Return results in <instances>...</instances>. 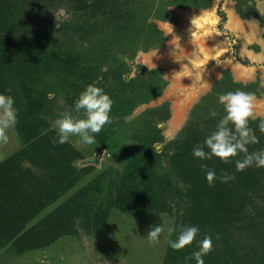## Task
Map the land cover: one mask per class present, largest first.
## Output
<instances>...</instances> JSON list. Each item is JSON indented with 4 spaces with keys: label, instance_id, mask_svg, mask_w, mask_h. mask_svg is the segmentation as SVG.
Wrapping results in <instances>:
<instances>
[{
    "label": "rangeland",
    "instance_id": "1",
    "mask_svg": "<svg viewBox=\"0 0 264 264\" xmlns=\"http://www.w3.org/2000/svg\"><path fill=\"white\" fill-rule=\"evenodd\" d=\"M235 2L211 0L207 7L200 9L172 6L173 20L148 18L147 23L151 25H145L157 31V35L159 32L162 41L145 50L134 43L138 41L134 37L122 36L123 45L108 35L103 42H100L101 35L80 39L62 27L69 18L62 5L49 6L38 15L50 41L44 50L60 51L53 53L64 61L60 58L61 64H51L50 71L36 78L12 83V93L6 96L14 99L18 122L8 130L7 142H0V154L6 153L2 161L25 146L18 123L20 113L32 100H38L41 107L30 119L44 121L47 129L57 131L54 121L61 113L76 114L71 101L80 92L75 87L85 90L88 86V80L79 83L77 78L89 79L93 75L96 78L90 84L113 93L122 80L134 79L135 83L125 89L121 106L114 105L111 110L112 125L106 124L101 130L111 132L107 140L94 134L95 143L87 145L78 136L69 137L68 143L78 153L71 163L77 179L46 203L25 228L41 222L61 204H65L64 212L69 214V220L61 223L60 230L57 228L61 224L57 226V234L45 246L19 252V243L14 240L0 245V264H196L193 253L199 250L200 241L206 235L211 236L213 248L203 257L204 264H264V207L260 205L254 209L251 204L247 209L234 205L231 217L224 215L229 209L223 205L217 209L223 212L218 219L213 216L202 219L190 209L196 195H189L187 186L181 182L168 185L162 195L161 209L157 211L137 213L119 209L107 199L110 184L113 189L125 166L123 159L115 155L117 152L137 147L156 169H167L165 155L174 150L173 142L185 127L200 124L207 134L216 131L220 117L225 115L218 100L221 94L215 96L213 105L200 109L198 106L226 74L235 82L255 83L262 88L252 92L256 107L254 117L248 121L258 142L246 147L249 145L251 151L253 146H264V132L259 128L264 122V0L246 1L244 4H253L256 11L255 16L246 17L237 13ZM242 7L244 13L249 11L245 5ZM63 51L70 54V59ZM73 70L84 78L72 79ZM138 74L141 77L137 78ZM213 111L215 116L211 115ZM150 122L156 134L148 131ZM152 136L159 141L151 143L156 153L150 156L145 145ZM22 167H29L41 177L45 173L26 158L22 160ZM86 186L89 189L75 198ZM89 204L93 208L103 206L97 211L99 215L72 220L77 206ZM200 207L204 214L206 210L216 209L205 198ZM102 209L107 210L102 213ZM82 213L80 208L79 214ZM158 224L164 230L157 240H150L148 230ZM189 226L199 229L192 244L179 251L172 249L169 241H175L180 230Z\"/></svg>",
    "mask_w": 264,
    "mask_h": 264
},
{
    "label": "trees",
    "instance_id": "2",
    "mask_svg": "<svg viewBox=\"0 0 264 264\" xmlns=\"http://www.w3.org/2000/svg\"><path fill=\"white\" fill-rule=\"evenodd\" d=\"M246 1L248 0H236L237 13L241 17L255 16L253 4H244ZM210 2L211 0H0V94H11L12 83L36 78L45 71H50L51 64L57 66L58 63L61 64L60 60L64 61L62 57L60 59L53 53L60 51L44 50L50 41H47L49 38L47 30L39 21L38 15L49 6L57 4L64 7L69 18L61 25L80 39L101 35L103 38H100V42H103L105 35H108L116 40L115 42L123 45L122 36L134 37L138 39L134 43L145 50L159 45L162 41L159 32L157 35V31L145 25L150 24L147 23L148 18L171 21L173 20L170 9L172 6L200 9L207 7ZM242 5H245L249 11L244 13ZM63 52V55H67L70 59V54L67 51ZM77 76H80V73L73 70L70 77L74 79ZM91 76L89 79L77 78V80L79 83L88 80L89 83H85L90 85L91 80L96 78ZM139 77L141 75L138 74L137 78ZM80 78L84 77L80 76ZM133 83H135L134 79L122 80L118 83L115 93L104 90V93L113 101L111 110L114 105L121 106L122 101L125 100V89ZM75 88L80 93L84 91L81 86ZM236 90L255 93L262 88L255 83L235 82L229 74H226L213 85L212 93L200 101L198 109L213 105L215 96ZM78 96L76 95L75 99L72 98L71 103L74 108ZM40 107L38 100H32L30 105L20 113L18 129L25 146L0 162V245H6L14 240L19 243L17 247L19 252L45 246L55 237L56 231L60 230L61 223L69 220V214L64 212L65 204H61L41 222L28 229L25 228L46 203H50L58 193L70 188L77 179V174L71 166L78 157L74 147L68 142L59 143L58 132L47 129V123L44 121L30 119V116ZM161 109L162 107L159 113ZM111 113L109 125H112L114 121ZM81 115L83 116V110ZM151 122L148 123V131L156 134L155 126L151 125ZM231 128L234 126L231 125ZM98 134L103 140L111 136L109 131ZM209 135L200 127V124L185 127L180 137L173 142L174 150L165 155L167 169L165 167L156 169L155 165L150 164V159L144 158L139 153L137 147L131 151L117 152L115 155L123 159L125 166L119 179L114 182L113 189L110 184L108 201L112 202L115 208L137 213L157 211L161 209L162 195L169 188L168 185L181 182L187 186L189 195H196L190 209L194 216L199 215V218L213 216V219H218L223 212L217 209L223 205L229 209L228 213L224 214L228 217L232 216L234 205L246 209L250 204L253 209L257 205L264 207V168H259L253 163L244 171H237L235 166L237 160H243L246 154L264 150V146L262 144L260 148L253 146L249 151V144L247 153L239 152L237 156L230 157L227 161L215 156L201 160L193 155V149L204 146L205 151H210L204 145ZM155 141H159V138L152 136L145 145L151 153L150 156L156 153L151 148V143ZM149 153L145 155L149 156ZM25 158L36 164L40 170L45 171L43 177L38 176L29 167H22V160ZM202 164L206 167L202 168ZM169 169L171 172L168 171ZM208 170H214L216 173L211 184L206 179ZM225 174L234 178L224 182ZM89 187L86 186L77 192L75 198ZM202 198H205L211 208L216 207V209L206 210L204 214L200 207ZM102 205L99 204L95 208L90 204L85 207L77 206L76 212L72 214V220L92 219V216L95 218ZM80 208L83 211L82 214H79ZM106 210L102 209V213ZM59 224L61 225L57 228Z\"/></svg>",
    "mask_w": 264,
    "mask_h": 264
},
{
    "label": "clouds",
    "instance_id": "3",
    "mask_svg": "<svg viewBox=\"0 0 264 264\" xmlns=\"http://www.w3.org/2000/svg\"><path fill=\"white\" fill-rule=\"evenodd\" d=\"M218 100L224 108L225 115L217 124L216 131L209 135L204 142L210 151H205L204 146H197L193 149V155L201 160L211 159L215 156L227 161L228 158L237 156L239 152L247 153V144L258 142L248 127L249 119L253 118L255 114V95L236 90L219 95ZM112 106L113 101L104 93L103 89L94 84L88 85L75 101L76 114L73 115L66 111L54 121V127L58 132V142L63 144L68 142L70 136H78L81 143L87 145L95 143L94 134L100 133L106 124L111 123ZM81 110H83V118H81ZM17 115L18 110L14 107V99L11 96L0 94V142H7V132L17 124ZM211 115L215 116L216 112L213 111ZM230 124L234 126V131L229 127ZM259 128L261 132H264V122H261ZM253 163L259 168H264V150L246 154L243 160H237L236 170L244 171ZM201 167L205 168L206 166L202 164ZM215 177L214 170L207 171L206 179L210 184ZM232 178L234 177L225 174L223 181L227 182ZM163 230L161 224L151 226L147 237L155 241ZM198 231L199 229L195 226L182 228L178 238L175 241H169L170 247L179 251L191 245ZM212 248V238L206 235L200 241L199 250L193 253L196 264H204L203 257L212 251Z\"/></svg>",
    "mask_w": 264,
    "mask_h": 264
},
{
    "label": "crops",
    "instance_id": "4",
    "mask_svg": "<svg viewBox=\"0 0 264 264\" xmlns=\"http://www.w3.org/2000/svg\"><path fill=\"white\" fill-rule=\"evenodd\" d=\"M8 155V154H7ZM6 157V153L4 151L1 152L0 154V161H2V159Z\"/></svg>",
    "mask_w": 264,
    "mask_h": 264
},
{
    "label": "bare ground",
    "instance_id": "5",
    "mask_svg": "<svg viewBox=\"0 0 264 264\" xmlns=\"http://www.w3.org/2000/svg\"><path fill=\"white\" fill-rule=\"evenodd\" d=\"M203 13H204V12H202L201 15H205V14H203Z\"/></svg>",
    "mask_w": 264,
    "mask_h": 264
}]
</instances>
